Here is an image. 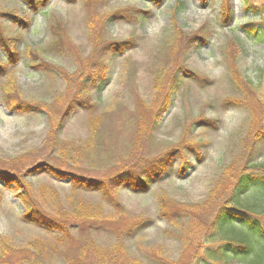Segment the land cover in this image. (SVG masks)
<instances>
[{
	"label": "rangeland",
	"instance_id": "1",
	"mask_svg": "<svg viewBox=\"0 0 264 264\" xmlns=\"http://www.w3.org/2000/svg\"><path fill=\"white\" fill-rule=\"evenodd\" d=\"M263 9L264 0H50L33 11L0 0V13L29 19L0 17L3 39L21 38L16 55L0 46V171L19 177L0 179L1 263L202 264L217 251L227 229L216 216L235 179L264 165V42L247 35L264 34ZM161 159L146 191L124 181L107 198L48 170L108 180ZM15 186L36 209L83 224L62 239L27 223Z\"/></svg>",
	"mask_w": 264,
	"mask_h": 264
},
{
	"label": "trees",
	"instance_id": "2",
	"mask_svg": "<svg viewBox=\"0 0 264 264\" xmlns=\"http://www.w3.org/2000/svg\"><path fill=\"white\" fill-rule=\"evenodd\" d=\"M26 1L33 11H38L47 5L50 0H40L39 3L37 2L38 0ZM151 1L155 3L161 2V0ZM0 17L18 21L19 26L29 24V19L18 18L12 12L8 14L0 13ZM247 35L258 38V42H264V34H257L251 31ZM20 41L21 38L17 36L11 38L8 42L0 34V46L4 47L5 44L8 47L10 46L9 51L12 55H16L17 50L15 47H17V43ZM262 104L264 108V101ZM165 161L167 162V159H161L160 164H152L140 173L127 170L108 180L90 179L77 173L59 171L50 166L48 170L55 171L59 178L68 179L75 191L81 188L89 192H97L107 198L110 196L109 191L112 190V187L124 181L130 182L134 186L132 188L134 192L146 191L151 182L149 175L162 174L164 172V166L166 165ZM37 168H34L32 172ZM155 177L160 176L155 175ZM0 179L8 186L19 181V177H15V175L9 172L1 171ZM117 190H121V188ZM14 192L26 210L23 218L27 223L35 225L49 233H57L62 239H67L71 236L72 226H75L74 221L79 226L83 224L82 220L78 217H75L74 220L68 217L61 219L45 213L40 209H36L30 195L27 193L26 187L15 186ZM226 202L227 204L222 205L220 208L215 220V225L221 233L227 229V235H225L226 241L221 244V247L217 251L207 250L205 253L206 257H202L201 259V261H204L202 264H210L212 261L217 260L228 264L233 259H237L245 264H264V165L256 162L247 169H243L235 179L229 199ZM160 203L162 207L161 214L166 218L168 209L163 206L164 202ZM86 211L91 214L90 220H87L90 224L89 226L94 227L95 223L100 221V219H96L95 215L97 212L91 208L90 211ZM5 254V251L0 253V258L2 259ZM0 264H2L1 261Z\"/></svg>",
	"mask_w": 264,
	"mask_h": 264
}]
</instances>
